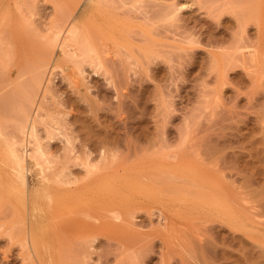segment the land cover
<instances>
[{
	"label": "rangeland",
	"instance_id": "1",
	"mask_svg": "<svg viewBox=\"0 0 264 264\" xmlns=\"http://www.w3.org/2000/svg\"><path fill=\"white\" fill-rule=\"evenodd\" d=\"M2 1L0 264H264V0Z\"/></svg>",
	"mask_w": 264,
	"mask_h": 264
},
{
	"label": "bare ground",
	"instance_id": "2",
	"mask_svg": "<svg viewBox=\"0 0 264 264\" xmlns=\"http://www.w3.org/2000/svg\"><path fill=\"white\" fill-rule=\"evenodd\" d=\"M0 1L3 2L2 0H0ZM95 2H96V1H95ZM77 3H78V2H77ZM77 3H75V7H74V8L71 7V10H69V12H68L69 14H71L72 12L74 13V10L76 11V5H77ZM100 3H101V2H100ZM0 4H1V3H0ZM6 5H7V4H5V6H2L1 9L3 10V8L6 7ZM97 5H98V3H97ZM95 7H98V6H95ZM95 7H94V9H96ZM89 12H91V11H89ZM68 13H65V14L68 15ZM73 13H72V15H73ZM91 13H92V12H91ZM87 14H88V13H87ZM70 16H71V15H69V16H65V17H62L61 21H63V23H62V22H61V23H62L63 25H64L65 23H68V24H69V22H66V21L70 20V19H69V18H71ZM72 17H73V16H72ZM58 21H59V23H60V20H58ZM58 21H57V22H58ZM62 24L60 25V26H61L60 28H58L59 26H58V27L55 26V27H56V28L54 27L55 30H56V29H57V30L59 29V32H61L60 30H61L62 28H64V26H62ZM76 24H80V23H76ZM76 24H73V23H72V25L69 27V29H68V31H67V32H69V34L71 35V37L76 36L77 33H78L77 30H78L79 27H78ZM58 25H59V24H58ZM65 25H66V24H65ZM77 27H78V28H77ZM65 29H66V28H65ZM62 30H63V29H62ZM79 30H81L80 33L83 32V31H85V30H83V29H79ZM79 30H78V31H79ZM56 32H57V31H56ZM59 32H58V33H55L54 36H55V35L59 36V35H60ZM61 33H62V32H61ZM83 33H85V34H84L85 36H83V37H84V38H83L84 40L81 39L82 37L80 38L81 40L78 38V36H76V37H77V39H79L78 41H84V42H83L84 45H85V48H84V54H85V53H90L91 55H90V54H88V55H89V56H92V55L95 53L96 56H97L98 58L101 59V55H99V52H100L99 50H101V49H99V48L97 49V47H98L97 43L94 41V39H93L92 37H91V38L88 37V36H90V35H89L86 31L83 32ZM58 34H59V35H58ZM67 34H68V33H67ZM69 34H68V35H65V36H69ZM86 34H88V35H86ZM82 35H83V34H82ZM55 37H56V36H55ZM55 37H53V38H55ZM76 37H75V38H76ZM66 38H67V37H66ZM69 38H70V37H68V39H69ZM50 39H52V38H50ZM68 39H64V40L67 41ZM70 39H71V38H70ZM70 39H69V40H70ZM54 40L57 41V37H56ZM58 40H59V37H58ZM49 41L51 42V40L48 39L47 42H49ZM52 41H53V40H52ZM56 41H54L53 43H52V42H51V43H48V44H51V45H48V46H47L45 43H42V45L44 44V45H46V46L49 47V48H46V46H43L44 48L47 49V51H46V49H43V47L41 48V50H44L43 52L46 51L45 54L42 53L41 51L38 52V54H40V52L42 53V55H41V54L39 55V58H40V56H41L42 58L39 59V58L37 57L39 63L42 62V59H43V62H44V64H45V65H44V64H42V65L40 64V65H41V66L44 65V66H43L44 69H45V67H46V69L44 70V73H45V74H42V75H43V78H44V75H47L46 72H45L46 70H48V69H47L48 67L46 66V64H48V63L50 62L49 60H51V61L54 60V58H53V59H50V55L52 54V55H51V57H52L53 54H54V53H52V52L55 51V50H53V45L56 44V43H55ZM65 41H64V42L62 41V42L64 43V45L66 44ZM71 41H72V40H71ZM73 41H75V40L73 39ZM67 42H68V41H67ZM54 43H55V44H54ZM63 43H62V45H63ZM78 43H79V42H78ZM83 43H82V44H83ZM80 44H81V42H80ZM59 45H61V44H59ZM59 45H57V46L59 47ZM64 45H63V46H64ZM39 46H41V45H39ZM50 46H51V47H50ZM57 46H56V47H57ZM81 46H82V48L84 47L83 45H81ZM102 46L105 47L104 44H103ZM54 47H55V46H54ZM56 47H55V48H56ZM103 47H102V48H103ZM55 48H54V49H55ZM60 48H61V50H62V48H63V51H64V47L61 46ZM85 49H86V50H85ZM105 49H106V48H105ZM97 50H98L99 52H98ZM103 50H104V49H103ZM103 50H102V51H103ZM63 51H62V52H63ZM86 51H87V52H86ZM104 51H105V50H104ZM96 52H97L98 54H97ZM63 53H64V52H63ZM103 53H104V52H103ZM38 54H37V55H38ZM43 54H44V56H43ZM82 54H83V53H82ZM95 54H94V56H95ZM100 54H101V53H100ZM88 55H87V56H88ZM98 55H99V56H98ZM54 56H55V55H54ZM84 56H86V55H83V57H84ZM89 56H88V57H89ZM63 58H64V57H63ZM63 58H61V60H64ZM91 58H92V57H91ZM40 60H41V61H40ZM61 60H60V59L58 60V62H57V63H58V64H57L58 66H56V67H59V65H60L59 61H61ZM34 61H35V60H34ZM38 61H37V59H36V61H35L36 65H37ZM48 61H49V62H48ZM39 63H38V64H39ZM50 63H51V62H50ZM50 63H49L48 66H50ZM32 64H33V63H32ZM40 65H37V67H36V66H35V67H36V68H39ZM54 65H55V64H54ZM31 67H32V65H31ZM35 67H34V65H33L32 70L35 69ZM52 68H53V67H52ZM54 68H55V66H54ZM54 68H53V69H54ZM40 69H43V68H40ZM35 71H36V72H35ZM35 71H34V73H35L36 76H37V77H35V79L38 78V79H36V80H37V81L39 80V82L41 83V80H40V78H39L40 75L38 74V73L41 74V72H38L37 69H36ZM39 71H40V70H39ZM41 71H43V70H41ZM0 72H1V71H0ZM31 72H33V71L29 70V73H31ZM26 73H28V72L26 71ZM29 73H28V74H29ZM48 73H49V72H48ZM50 73H51V72H50ZM1 74H2V73H1ZM1 74H0V75H1ZM19 74H20V73H19ZM51 74H52V73H51ZM6 75H7V74H6ZM8 75H9V74H8ZM21 75H23V74L21 73ZM1 76H2V75H1ZM23 76H24V75H23ZM23 76H22V78H23ZM28 76H29V75H28ZM2 77L5 78L4 76H2ZM8 77H9V76H8ZM33 77H34V76H33ZM33 77H32V79H31L30 77H29V78H30L31 80H33ZM6 78H7V77H6ZM11 78H12V77H11ZM29 78H28V79H29ZM49 78H50V77H49ZM0 79H1V78H0ZM19 79H21V78H19ZM41 79H42V78H41ZM9 80H10V79H9ZM46 80H47V79H46ZM0 81H3V80H0ZM16 81H17V82L14 81L13 83H14V84L16 83L15 85H18V87H19V82H18V80H16ZM33 81H34V80H33ZM37 81H35V84H36ZM7 82H8V81L3 82L4 85H5ZM11 82H12V80H11ZM22 82H24V81H22ZM25 82H26L25 84H27V81H25ZM48 82H49V79H48ZM8 83L10 84V81H9ZM37 83H38V82H37ZM1 84H2V83H1ZM6 85H7V84H6ZM23 85H24V84H23ZM29 85H30V81H29ZM33 85H34V84H33ZM9 86H10V85H9ZM21 86H22V85H21ZM27 86H28V85H27ZM36 86H37V84H36ZM38 86H39V84H38ZM40 86H41V84H40ZM3 87H4V86H3ZM3 87H2V88H3ZM6 87H7V86H6ZM10 87H11V86H10ZM28 87H29V86H28ZM28 87H26L27 90L30 89V87H29V88H28ZM34 87H35V85L33 86V88H34ZM2 88H1V89H2ZM22 88L25 89V85H24V87L22 86ZM5 89H7L6 92H8V90L11 91V89H9V88H5ZM5 89H2V90L5 91ZM15 89H16V88H15ZM19 89H20V88H19ZM2 90H0V91H2ZM17 90H18V88H17ZM20 90H22V89H20ZM15 91H16V90H15ZM28 91H29V90H28ZM28 91H27V92H28ZM31 91H32V87H31ZM33 91L35 92V89H34ZM12 92H13V88H12ZM37 92H38V91H37ZM9 93H11V92H9ZM2 94H3V93H2ZM13 94H14V93H13ZM16 94H18V91H17V93H15V95H16ZM23 94H24V93H22L21 95H23ZM33 94H34V93H33ZM5 95L7 96V93H5ZM27 95H29V94H27ZM31 95H32V93L30 94V96H31ZM35 95H36V94H34V96H35ZM11 96H12V93H11ZM13 96H14V95H13ZM16 96H17V95H16ZM30 96H29V98H27V99H31ZM32 96H33V95H32ZM2 97H3V95L1 96V98H2ZM7 97H8V96H7ZM7 97H6V98H7ZM19 97H20V96H19ZM23 97H24V96H23ZM8 98H9V97H8ZM14 98H15V96H14ZM24 98H25V97H24ZM24 98H23V100H24ZM32 98H33V97H32ZM34 98H35V97H34ZM5 100H6V99H4V103H5ZM15 100H16V98H15ZM34 100H35V99H34ZM7 101H8V100H7ZM13 101H14V100H13ZM32 101H33V100H32ZM2 102H3V101H2ZM21 102H22V99H21ZM24 102H25V103H29L28 100H27V102H26V101H24ZM33 102H35V101H33ZM7 103H8V102H7ZM7 103H5V105H6ZM12 103H13V102H12ZM17 103H18V102H17ZM19 103H20V102H19ZM19 103H18V104H19ZM30 103L32 104L31 101H30ZM30 103H29V104H30ZM0 105H1V104H0ZM2 105H3V104H2ZM5 105H4V107H5ZM8 105H9V104H8ZM19 105L21 106V103H20ZM32 105H33V104H32ZM38 105H39V103H38ZM12 106H13V105H12ZM12 106H11V107H12ZM24 106H25V105H24ZM30 106H31V105H29V107H28L29 109H31ZM4 107H3V108H4ZM6 107H8V106H6ZM9 107H10V105H9ZM11 107H10V108H11ZM18 107H19V106H18ZM34 108H35V107H34ZM40 108H41V107H40ZM40 108H39V110H40ZM8 109H9V108H7V110H8ZM23 109H24V107H23ZM29 109H27L26 111L24 110L25 112H23V113H22V111H21V113H20V111H19V114L24 115V113H26V112L29 113V112H30ZM37 109H38V108H37ZM19 110H20V109H19ZM2 111L4 112V110H2ZM36 111H37V110H36ZM0 112H1V111H0ZM5 113H6V111H5ZM17 113H18V112H17ZM28 113H26V114L24 115V117H23V118L21 117V119H19V120H16V119H15V120L17 121V122H15V123H16V125H15L16 127H14V125H13L12 128H13V129L15 128V130L17 129V130L19 131L18 134H19L20 132L24 133L25 135L30 134V136H31V138H32V136H35V133H36V132L33 133V132L36 130V129H35V127H36V125H35L36 122H35V121H36V120L34 121V117H33V119H31V118H32V115H30V113H29V115H30V116H29ZM35 113H36V112H35ZM31 114H32V113H31ZM22 115H21V116H22ZM33 116H35V114H33ZM36 116H37V115H36ZM17 117L19 118L20 116H18V114H17V116L14 115V118H17ZM30 117H31V118H30ZM35 119H36V118H35ZM15 120L13 119V121H15ZM32 120H33L35 123L32 122ZM13 124H14V123H13ZM34 125H35V126H34ZM14 132H15V131H14ZM14 132H13V133H14ZM22 133H20V134H22ZM11 134H12V132H11ZM11 134H10V135H11ZM32 134H34V135H32ZM15 135H16V137H17V131H16V134H15ZM13 136H14V135H13ZM22 136H23V135H22ZM14 137H15V136H14ZM25 138H26V137H25ZM28 138H29V136H28ZM31 138H30V139H31ZM29 141H30V140H29ZM15 143H16V142H15ZM15 143H14V144H15ZM9 146H10V145H9ZM9 146H8V148H10V151H11V153L9 152V154H12V157L10 156V158H11L10 161H11V160H12V161H11V164H10V162L8 163V164H9V167H10V169H11V172H10V171L8 172V173H9L8 175H10V177H9V180L7 181V185H10V187L13 186V187L15 188V189H14V188H13V189H14V190H17V191H18V194H19V192H20V193H21L20 196L23 195L22 198H24V197L26 196V195H24V191H25V188H26L25 186H26V184L28 183V172H29V170H28V168H27V166H26V156H27V155H25V154H23V155H22V154H19L20 152H18V151L16 150V149H17V146H16V145H15V146H16V149L14 148L15 146H12V145H11L10 147H9ZM33 158H34V156H33ZM5 172H6V171H5ZM5 174L7 175V172H6ZM52 174H53V173H52ZM54 174H57V173L54 172ZM58 174H59V173H58ZM1 175H2V173L0 174V178L3 177V176L1 177ZM44 175H45V174H44ZM48 176H49V175H48ZM55 176H56V175H55ZM56 177H57V176H56ZM43 178H44V177H43ZM48 178H50V176H49ZM48 178H47V180H48ZM51 179H52V178H51ZM53 179H54V178H53ZM0 180H2V179H0ZM54 180H55V179H54ZM52 182H53V181H52ZM1 183H2V182H1ZM25 193H26V192H25ZM15 194H16V192H15ZM17 196H19V195H17ZM22 198H20L21 201H22ZM25 198H26V197H25ZM24 201H25V199H24L22 202L24 203ZM25 203H26V202H25ZM15 207H16V206H15ZM26 210H27V209H26ZM13 211H14V210H13ZM14 213H15V211H14ZM14 213H13V214H14ZM16 215H20V213H17ZM15 217H16V216H15ZM19 217H20V216H18V218H17L18 220H20ZM31 217H32V216H31ZM17 219L15 218L14 221H18ZM34 219H35V218H34ZM27 220H28V219H27ZM22 221H23V220H22ZM31 221H32V220H31ZM20 222H21V221H20ZM20 222H19V226L21 225ZM23 222H24V221H23ZM23 222H21V223H23ZM29 222H30V221H29ZM17 223H18V222H17ZM27 223H28V222H27ZM29 224H31V222H30ZM29 224H28V225H29ZM26 225H27V224H26ZM24 226H25V225H24ZM30 226H32V225H30ZM21 227H23V225H22ZM28 227H29V226H27V228H28ZM34 228H35V227H34ZM23 229H24V228H23ZM25 230H26V231H29L30 229H29V230H28V229H25ZM25 233H26V232H25ZM27 233H28V232H27ZM29 233H31V232L29 231ZM32 233H34V232H32Z\"/></svg>",
	"mask_w": 264,
	"mask_h": 264
}]
</instances>
